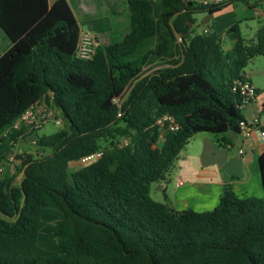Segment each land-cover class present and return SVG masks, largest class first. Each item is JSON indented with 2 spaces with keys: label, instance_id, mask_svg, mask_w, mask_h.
<instances>
[{
  "label": "trees",
  "instance_id": "1",
  "mask_svg": "<svg viewBox=\"0 0 264 264\" xmlns=\"http://www.w3.org/2000/svg\"><path fill=\"white\" fill-rule=\"evenodd\" d=\"M79 1L0 0L2 35L19 46L0 64V264H264V195L238 196L226 184L216 206L195 211L149 193L194 134L238 132L232 82L264 55V23L251 42L231 25L224 50L218 33L195 28V14L259 2L125 0L126 23L115 26L122 9L78 21ZM83 24L99 36L88 60L74 54ZM42 99L66 127L37 136L39 153L18 155L12 171L8 156L26 133L2 134ZM165 113L178 129L155 125ZM98 150L96 161L69 171ZM258 167L264 192V150ZM44 210L60 218L46 221ZM40 233L61 252L40 247Z\"/></svg>",
  "mask_w": 264,
  "mask_h": 264
},
{
  "label": "crops",
  "instance_id": "2",
  "mask_svg": "<svg viewBox=\"0 0 264 264\" xmlns=\"http://www.w3.org/2000/svg\"><path fill=\"white\" fill-rule=\"evenodd\" d=\"M262 1L263 0H260L259 4L256 7L262 6ZM119 2L120 0H80L78 2V6L79 9L81 8L84 16H102L109 14V11L113 9L116 11ZM123 3L125 4V0H123ZM239 4H241V6ZM242 5L251 9L256 8L250 7L243 2L235 1L222 10L212 14L209 21L207 22V25L204 24L198 26V23L202 18H204V16H206L207 13H202V17L199 22L195 17L197 19L195 28H197L199 31L203 29L215 31L213 25L210 24V21L214 15H220L221 13L229 15V23H227V25H224L225 27H230L234 23L239 24V19L237 17L238 15L236 14L246 12V10L242 8L244 7ZM260 14H263V11H261ZM111 22L115 26H124L126 23V19L125 21L120 22L118 20V16L114 15V17L111 19ZM227 30H223L221 33H219L221 37V44L224 50H230L233 46V41L226 34ZM255 33L252 38H249L252 39V41L255 38ZM18 51L19 46H17V44L15 43L10 42L6 37L4 38L0 30V64L2 66L9 65L13 59V54L17 53ZM244 71L247 74L248 79L252 81L251 74L248 73L246 69H244ZM260 71L262 75H264V68H261ZM255 86L258 91L256 100L242 108L240 112L244 119L250 120L254 117H257L264 124V83H262L261 86H257L256 84ZM35 132L36 131L26 132L25 138L19 139L18 142L20 140H28L30 136L36 135ZM221 138L222 137L219 136L217 140ZM240 149L241 152L239 153V157L242 159V178H233L231 177V175L226 174L216 165L205 166L201 164V161H197L187 174L184 173L186 176V180H183L181 175L176 174L177 171H175L171 167V169L165 174L164 178L161 179V189L163 191L165 200L164 202L175 210H183L186 208H190L195 211L210 210L218 203L223 186L226 184L230 185L232 190L238 196L262 197L264 195V192L260 180L258 156L264 150V142H261L258 134L254 133L252 136L243 139ZM171 173L174 174L175 178L173 180V188L168 189V186L165 183L169 180L168 177ZM179 180L181 181V183L179 185H176ZM42 217L46 221L51 222L59 219L60 215L53 210H44L42 212ZM38 244L40 247L47 248L55 252H61L60 246L56 242L54 236L51 234L40 233L38 236Z\"/></svg>",
  "mask_w": 264,
  "mask_h": 264
},
{
  "label": "rangeland",
  "instance_id": "3",
  "mask_svg": "<svg viewBox=\"0 0 264 264\" xmlns=\"http://www.w3.org/2000/svg\"><path fill=\"white\" fill-rule=\"evenodd\" d=\"M118 1V0H117ZM241 2V1H239ZM123 0H120L119 4L117 5V9H122L120 14H117L118 20L120 22L125 21V12H124V5ZM73 9L78 21H82L84 19V14L79 9V6L73 4ZM241 6V4H239ZM244 6V5H242ZM245 7V6H244ZM242 7L246 12H241L238 15L239 25L241 35L245 39L252 38L257 28H259L264 23V0L262 1V6H258L254 9ZM263 11V14L260 12ZM195 17L200 21L202 17V13H197ZM238 22V20H237ZM229 23V15L225 13H221L220 15H214L210 21V24L213 25L216 33H221L223 30H227L229 26L225 27ZM81 28L88 29L86 25H82ZM220 35V34H219ZM252 41V39L246 40ZM261 68H264V55H259L253 57L247 66L244 68L248 73L251 74V78L253 83L257 86H261L264 83V75L261 73ZM52 107V106H51ZM66 127V122L61 120L60 124H56L53 121L46 122L40 129H38L35 133L36 135L30 136L28 140L19 141L15 145H13L7 163L9 164L10 169L13 171L16 166L20 164V159L17 158L18 155L21 154H34L39 151L38 147L36 146V139L37 136H48L50 134L55 133L59 129H63ZM34 133V134H35ZM221 136L220 134H214L211 132H198L194 134L189 142L183 147V149L178 154L177 158L175 159L172 169H174L176 174H180L183 180H186V176L184 173H188L190 169H192L193 165L199 161L201 152L203 150V145L205 140L217 141V138ZM101 144H104L101 142ZM79 167L78 163L70 162L68 165L69 171L74 170ZM169 180L166 181L168 189L173 188V180L174 174L171 173L168 177ZM161 180L152 182L150 184V196L159 202H164L163 191L161 189ZM223 190V189H222ZM263 197V196H262ZM219 201V200H218ZM216 206V205H215ZM207 211V210H203Z\"/></svg>",
  "mask_w": 264,
  "mask_h": 264
},
{
  "label": "built area",
  "instance_id": "4",
  "mask_svg": "<svg viewBox=\"0 0 264 264\" xmlns=\"http://www.w3.org/2000/svg\"><path fill=\"white\" fill-rule=\"evenodd\" d=\"M190 1V0H183ZM203 5L209 6L214 4H219L226 0H195ZM248 3L259 2L260 0H246ZM202 32H207V29H203ZM99 43V37L96 32L90 29L80 28L79 39L75 48V56L79 59L88 60L90 59L95 51V46ZM231 90L238 96L237 108L241 110L245 106L254 102L257 98L258 91L255 84L248 79L245 71L241 72L240 77L236 78L232 82ZM113 101L118 104V98H114ZM52 105L47 104L43 99L31 105L14 123L8 128L2 135L6 132H11L13 130H23L24 133L37 131L46 122L53 121L56 124H60L62 116L56 107H51ZM155 125L164 130H176L179 125L175 118L168 113L155 116ZM238 133L244 139L257 133L260 141L264 142V124L259 120V118L254 117L250 120L242 119L238 123ZM129 142L127 137H122L120 139V144L125 145ZM15 145V144H14ZM241 152V149L239 150ZM39 153V152H37ZM102 155V151L98 150L94 153L88 154L81 157L75 163L79 164V167L88 165ZM3 168H0L2 172ZM181 181L179 180L176 185H179Z\"/></svg>",
  "mask_w": 264,
  "mask_h": 264
},
{
  "label": "water",
  "instance_id": "5",
  "mask_svg": "<svg viewBox=\"0 0 264 264\" xmlns=\"http://www.w3.org/2000/svg\"><path fill=\"white\" fill-rule=\"evenodd\" d=\"M210 16L211 14L207 13L198 23V26L206 24ZM175 36L180 40V36L177 33H175ZM227 135L230 138L229 140H205L200 156L201 164L205 166L216 165L226 174L242 178V159L239 157V150L242 146L243 138L237 131H230ZM23 172L24 169L17 175V181L21 179Z\"/></svg>",
  "mask_w": 264,
  "mask_h": 264
}]
</instances>
